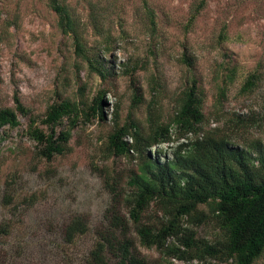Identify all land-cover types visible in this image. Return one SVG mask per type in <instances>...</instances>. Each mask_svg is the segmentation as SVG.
Segmentation results:
<instances>
[{"label": "rangeland", "instance_id": "rangeland-1", "mask_svg": "<svg viewBox=\"0 0 264 264\" xmlns=\"http://www.w3.org/2000/svg\"><path fill=\"white\" fill-rule=\"evenodd\" d=\"M62 1L79 22L84 49L95 53L110 75L103 80L75 55L48 0H0V109L13 108L16 94L30 112L18 116L16 128H0V264L84 263L114 196L125 192L136 169L133 159L105 151L116 109L121 124L134 122L146 130L149 107L161 119L170 118L194 77L204 96L203 131L264 144V0H203L198 15L194 11L202 0ZM93 23L110 35L109 52L101 51L105 43ZM226 68L234 69L230 81L224 78ZM256 69L262 73L258 87L242 94V84ZM62 98H82L89 105L102 98L103 119L78 122L67 151L46 160L27 134L29 118L41 128L46 109ZM242 120L248 129L234 131ZM66 128L64 123L57 130ZM178 143L148 153L163 161ZM74 217L84 219L88 231L68 244L62 225ZM196 231L208 241L216 237L213 225ZM134 245L148 264H224L170 263L137 240ZM254 264H264V253Z\"/></svg>", "mask_w": 264, "mask_h": 264}, {"label": "trees", "instance_id": "trees-1", "mask_svg": "<svg viewBox=\"0 0 264 264\" xmlns=\"http://www.w3.org/2000/svg\"><path fill=\"white\" fill-rule=\"evenodd\" d=\"M48 2L61 33L71 36L75 55L105 80L110 75L109 69L97 61L95 53L90 56L84 49L79 22L69 7L62 0ZM203 5L202 0L195 15ZM92 26L105 43L101 51L109 52L110 35L104 36L98 30L99 25ZM220 37L224 39V31ZM183 61L190 67L189 60L183 57ZM225 70V80H232L234 69ZM261 76L258 69L249 74L241 93L253 92ZM203 101L198 82L191 77L178 95L170 118L161 119L154 107H149L146 130L134 122L121 124L118 110L114 111L113 130L105 151L109 157L133 159L136 169L126 180L125 192L114 196L103 224L96 230L93 249L82 264H148L137 254L134 240L170 263L171 259L186 263L214 260L224 264H254L262 256L264 144L247 137L238 143L232 135L203 131ZM13 103V108L0 109V128H16L18 116H29V110L16 94ZM102 103V98H96L93 105L82 98H62L46 109L39 121L41 128L30 117L27 134L36 144L38 155L49 160L64 154L70 131L78 122L103 119ZM64 123L67 128L58 131L57 127ZM238 124L234 131L248 129L245 121ZM174 142L179 143L163 161L148 153L153 147ZM120 208H124L125 214ZM153 210V219L145 222L144 216ZM208 224L216 232L212 241L199 238L196 231ZM87 231V222L79 217L62 225L63 239L68 244Z\"/></svg>", "mask_w": 264, "mask_h": 264}]
</instances>
